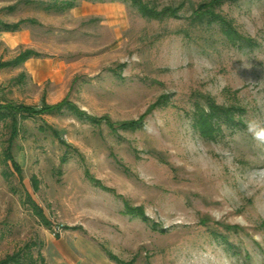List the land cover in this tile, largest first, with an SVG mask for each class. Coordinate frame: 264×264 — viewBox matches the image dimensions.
I'll list each match as a JSON object with an SVG mask.
<instances>
[{"label": "rangeland", "instance_id": "374dc122", "mask_svg": "<svg viewBox=\"0 0 264 264\" xmlns=\"http://www.w3.org/2000/svg\"><path fill=\"white\" fill-rule=\"evenodd\" d=\"M138 1L161 15L0 0L19 24L0 61L35 54L0 70V101L41 113L19 120V174L0 122V264H264V0ZM210 103L233 123L203 136Z\"/></svg>", "mask_w": 264, "mask_h": 264}, {"label": "trees", "instance_id": "16d2710c", "mask_svg": "<svg viewBox=\"0 0 264 264\" xmlns=\"http://www.w3.org/2000/svg\"><path fill=\"white\" fill-rule=\"evenodd\" d=\"M41 4L46 5L47 9H54L64 11L66 9H72L76 7L77 0H38ZM83 1H95V2H106V1H113V0H83ZM134 6L137 7L138 12L144 17H152L161 15L160 12H157L155 8L149 7L147 4H142L138 0H130ZM213 4V3H212ZM212 4H200L194 11V17L197 20L203 21V19L214 20L217 21L220 31L222 32L223 36L230 41L238 40L240 42H246L241 37L237 36L232 27L230 26L229 22L225 20L218 14H215L214 6ZM171 11V10H168ZM19 29V24H8L0 22V32H14ZM34 52L30 50H25L24 52L18 54L16 58L11 61L2 62L0 61V70L13 66L19 65L24 63L27 59L34 57ZM61 105L54 106V107H44L42 111H58L61 108ZM230 109H223L219 108L212 103L208 104L207 110H199L196 115H194V124L200 130L203 136H210V133L217 131L221 125H229L233 123V118L230 117L231 115ZM41 114L40 110H36L29 106H24L21 104L15 103H8V102H1L0 101V122L6 124L8 131H9V140H8V147L4 152L5 159L10 163V167L16 174H19L20 169L16 162L13 160L12 154L10 153L12 140L16 138L19 134V124L20 118H25L27 116ZM56 134V133H54ZM132 210H129L131 212ZM141 215V213H139ZM10 261H13L10 258ZM6 262H3L5 264ZM2 264V262H1ZM15 264H23L20 260H15Z\"/></svg>", "mask_w": 264, "mask_h": 264}, {"label": "clouds", "instance_id": "9594fccd", "mask_svg": "<svg viewBox=\"0 0 264 264\" xmlns=\"http://www.w3.org/2000/svg\"><path fill=\"white\" fill-rule=\"evenodd\" d=\"M248 130L253 133L255 139L264 142V125L258 121H249Z\"/></svg>", "mask_w": 264, "mask_h": 264}]
</instances>
